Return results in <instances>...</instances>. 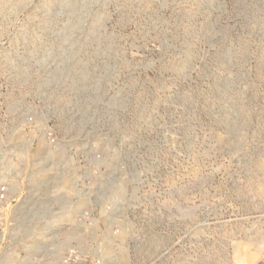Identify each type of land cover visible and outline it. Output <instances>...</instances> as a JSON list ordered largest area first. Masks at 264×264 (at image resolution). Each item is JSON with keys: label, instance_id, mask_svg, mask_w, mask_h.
<instances>
[{"label": "rangeland", "instance_id": "rangeland-1", "mask_svg": "<svg viewBox=\"0 0 264 264\" xmlns=\"http://www.w3.org/2000/svg\"><path fill=\"white\" fill-rule=\"evenodd\" d=\"M0 264H264V0H0Z\"/></svg>", "mask_w": 264, "mask_h": 264}]
</instances>
